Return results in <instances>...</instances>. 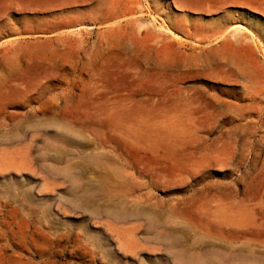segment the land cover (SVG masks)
Wrapping results in <instances>:
<instances>
[{
	"label": "rangeland",
	"instance_id": "obj_1",
	"mask_svg": "<svg viewBox=\"0 0 264 264\" xmlns=\"http://www.w3.org/2000/svg\"><path fill=\"white\" fill-rule=\"evenodd\" d=\"M0 264H264V0H0Z\"/></svg>",
	"mask_w": 264,
	"mask_h": 264
},
{
	"label": "bare ground",
	"instance_id": "obj_2",
	"mask_svg": "<svg viewBox=\"0 0 264 264\" xmlns=\"http://www.w3.org/2000/svg\"><path fill=\"white\" fill-rule=\"evenodd\" d=\"M170 245H173V242L172 241H169Z\"/></svg>",
	"mask_w": 264,
	"mask_h": 264
}]
</instances>
